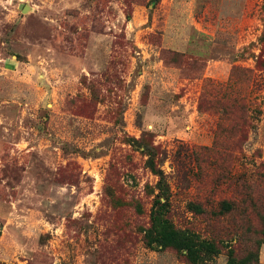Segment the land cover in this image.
<instances>
[{
  "label": "rangeland",
  "instance_id": "obj_1",
  "mask_svg": "<svg viewBox=\"0 0 264 264\" xmlns=\"http://www.w3.org/2000/svg\"><path fill=\"white\" fill-rule=\"evenodd\" d=\"M148 148L204 264H264V0H0V264H189Z\"/></svg>",
  "mask_w": 264,
  "mask_h": 264
},
{
  "label": "trees",
  "instance_id": "obj_2",
  "mask_svg": "<svg viewBox=\"0 0 264 264\" xmlns=\"http://www.w3.org/2000/svg\"><path fill=\"white\" fill-rule=\"evenodd\" d=\"M158 1V0H152ZM146 153L149 156L147 166L152 173L159 177L158 187L160 193L155 198L151 213H150V226L145 229L144 242L147 248L152 250L172 249L184 256L189 264H204L209 257L218 255L220 250L214 242L202 240L198 235L188 232L180 231L175 228L173 223L168 218L170 212L168 187L165 183V177L154 160L155 153L153 150L147 149ZM162 199H165L163 202ZM232 204L223 202L221 204V211L219 215L230 213ZM189 209L197 215H202L205 210L201 205L190 204ZM229 260L227 264H252L253 261H258L257 255H250L248 257L238 259L235 257L233 250L228 252Z\"/></svg>",
  "mask_w": 264,
  "mask_h": 264
},
{
  "label": "water",
  "instance_id": "obj_3",
  "mask_svg": "<svg viewBox=\"0 0 264 264\" xmlns=\"http://www.w3.org/2000/svg\"><path fill=\"white\" fill-rule=\"evenodd\" d=\"M20 9H22L23 13H26L27 10H28V9H26V8L24 7V5H21V6H20Z\"/></svg>",
  "mask_w": 264,
  "mask_h": 264
}]
</instances>
